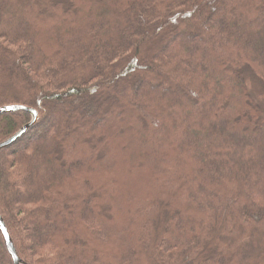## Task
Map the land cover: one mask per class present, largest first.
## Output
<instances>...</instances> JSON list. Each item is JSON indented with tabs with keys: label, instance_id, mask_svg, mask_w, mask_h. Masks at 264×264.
Wrapping results in <instances>:
<instances>
[{
	"label": "trees",
	"instance_id": "16d2710c",
	"mask_svg": "<svg viewBox=\"0 0 264 264\" xmlns=\"http://www.w3.org/2000/svg\"><path fill=\"white\" fill-rule=\"evenodd\" d=\"M251 76L264 0H0V108L38 112L0 151L22 263L264 264ZM31 120L0 115V143Z\"/></svg>",
	"mask_w": 264,
	"mask_h": 264
},
{
	"label": "water",
	"instance_id": "95a60500",
	"mask_svg": "<svg viewBox=\"0 0 264 264\" xmlns=\"http://www.w3.org/2000/svg\"><path fill=\"white\" fill-rule=\"evenodd\" d=\"M18 111H23V112L29 113L32 116V120L30 123L25 125L22 129H20L16 134H14L8 140L0 143V151H2L4 149L12 146L13 144H15L38 121V112L32 108H29L27 106H22V105H9V106L2 107V108H0V115L18 112ZM0 233L2 235L4 244H5L7 251H8V253L12 259L13 264H23L21 259L19 258L18 254H17L16 248H15L14 243L10 237V234L8 232L6 225H5V222L2 219L1 214H0Z\"/></svg>",
	"mask_w": 264,
	"mask_h": 264
},
{
	"label": "rangeland",
	"instance_id": "374dc122",
	"mask_svg": "<svg viewBox=\"0 0 264 264\" xmlns=\"http://www.w3.org/2000/svg\"><path fill=\"white\" fill-rule=\"evenodd\" d=\"M248 84H249L250 93L252 94L253 99L255 100L256 103L260 104L264 108V92H263L262 84L259 83L252 76L250 77Z\"/></svg>",
	"mask_w": 264,
	"mask_h": 264
}]
</instances>
